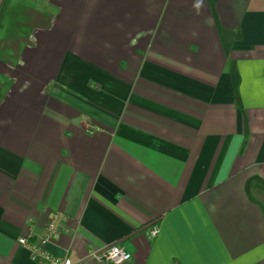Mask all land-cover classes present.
Listing matches in <instances>:
<instances>
[{
	"label": "crops",
	"instance_id": "1",
	"mask_svg": "<svg viewBox=\"0 0 264 264\" xmlns=\"http://www.w3.org/2000/svg\"><path fill=\"white\" fill-rule=\"evenodd\" d=\"M56 213L74 264H264V0H0V264Z\"/></svg>",
	"mask_w": 264,
	"mask_h": 264
},
{
	"label": "built area",
	"instance_id": "2",
	"mask_svg": "<svg viewBox=\"0 0 264 264\" xmlns=\"http://www.w3.org/2000/svg\"><path fill=\"white\" fill-rule=\"evenodd\" d=\"M64 220L65 217L62 214H54L47 226V236L38 242H33L27 238L19 239V244L31 253L32 264H74L68 256L54 255L46 248L51 237L62 231ZM157 232V229H154L151 236L154 237ZM91 259L110 264H125L131 261L132 254L119 246H113L104 252L92 253Z\"/></svg>",
	"mask_w": 264,
	"mask_h": 264
}]
</instances>
